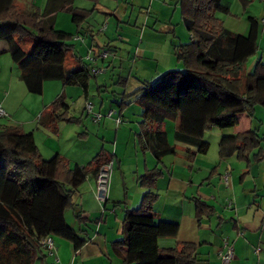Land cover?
<instances>
[{"label": "trees", "instance_id": "trees-1", "mask_svg": "<svg viewBox=\"0 0 264 264\" xmlns=\"http://www.w3.org/2000/svg\"><path fill=\"white\" fill-rule=\"evenodd\" d=\"M89 1L94 4L91 10L76 7V0H47L43 10H20L18 0H0V40L7 42V52L19 66L20 79L30 94L42 95L46 82H61L65 87H80L88 95L95 76L93 68L68 45L73 36L56 30L55 25L60 12L71 14L79 30L89 25L95 11L113 14L104 11L102 0ZM177 5L191 34V42L174 45L176 60L185 70L169 71L156 82L142 81L135 92L142 110L137 140L142 151L152 152L157 165L138 178L147 191L138 209L125 212L124 238L113 244L124 264H158L162 259L198 264L194 243H181L168 250L158 245L161 238H176L180 230L178 223L158 221L153 209L158 199L154 190L163 176L160 166L165 157L177 152L169 142L165 122L178 119L174 139L187 147L191 160L209 153L207 130L235 128L242 114L255 121L257 108L264 109V63L260 59L248 71L249 60L259 49V21L249 17L248 34L241 35L228 30L218 16L230 14V6L223 0H177ZM27 39L33 40L30 53L22 46ZM80 121L72 116L62 94L45 108L39 126L57 133L60 123ZM219 156H236L246 163L252 158L264 161V136L257 128L223 136ZM111 161L114 159L104 152L86 166H71L59 154L46 160L32 132L16 125H0V264H47L50 255L41 244L47 237L67 240L77 250L82 248L86 238L68 224L66 215L73 212L79 225L88 223L74 198L87 176H97ZM207 208L196 200L199 217Z\"/></svg>", "mask_w": 264, "mask_h": 264}, {"label": "crops", "instance_id": "crops-1", "mask_svg": "<svg viewBox=\"0 0 264 264\" xmlns=\"http://www.w3.org/2000/svg\"><path fill=\"white\" fill-rule=\"evenodd\" d=\"M126 12L127 9L125 8L124 16ZM263 19L264 14L260 19H257L262 28L259 39L260 50H263L264 47ZM146 24H149V20ZM224 24L228 30L233 32L226 21ZM84 26L87 34H79L78 37L84 39L86 49L94 55V63L97 62L95 67L114 68L115 65L120 63L122 71L124 59H119L116 51H112V57L110 55L108 59H103L101 55L104 51L111 53V45L103 43L100 38L95 36L91 24ZM243 27L241 35H247L249 25ZM169 32H171L170 29ZM90 33L92 34L90 35ZM90 36L92 44L85 41ZM77 43H81V40H78ZM142 45L141 43L139 48L129 53L128 61H135V59L141 61L160 59L162 61V57H164L165 64L171 68L173 66L177 67L178 61L174 59L173 41L169 37L164 40L162 49L151 48L149 41L144 48H142ZM72 46L74 47V54L81 57L86 64L93 68L92 64L87 63V60H85V57H87L85 56L86 49L78 50L79 45ZM7 51V42L0 40V54L8 53ZM110 58L114 60L109 62ZM260 59L264 63L263 53L261 55L256 53L255 56L250 58L252 63L248 65V71L252 70L255 63ZM155 69L157 72L154 78L161 75L158 70V61ZM54 86L56 90L57 85ZM63 87L65 89H63V92L62 90L60 93L58 92V95H65L68 103L67 88L70 87L64 85ZM45 88L46 85L44 84L43 92H45ZM80 89L83 91L82 88ZM10 94L11 92H7L1 102V107L6 111H11L8 106ZM88 102L89 97L87 95L81 116L78 118L81 121L74 124V126L76 128L85 127L88 132L89 127L95 125L105 143L107 140L114 141L109 149L103 144V148L100 150V152H104L114 159V171L108 200L104 204L98 202L96 198V175L93 173L88 175L74 198L78 211L82 213L83 218L88 223L79 225L75 221L73 212H68L66 215L68 224L74 227L77 232H82L81 235L86 238L87 242L77 250L71 242L55 238L56 258L49 256L47 264H124L121 257L113 250V244L124 238L123 222L125 212L128 209H138L147 191L140 186L138 178L157 165L152 152L149 150L142 151L137 140L139 125L142 122V110L137 103V98L135 105L128 104L125 97L117 107L112 106L110 103L106 105L105 102H102L99 108L94 105L93 112L102 115L99 122H95L87 114L86 104ZM51 104L52 101L44 102L41 108L36 109L34 112L31 110L25 112L26 116L23 118L19 109L11 117L13 119L18 117L19 121L17 123H20L18 126L25 132L32 129L31 132L34 134L35 142L44 159H46V155L53 158L59 154L70 162L71 166H86L85 162L65 154L58 145L60 140L63 139L65 128H67L66 124L69 123H60L57 133L38 125L41 114ZM70 106L72 113V105ZM40 110L42 111L39 112ZM111 112L112 114L109 116ZM19 114L21 115L20 118ZM244 115L249 118L247 119V130L242 132L236 130L234 135L248 132L253 128L254 121L247 114L240 116L239 125ZM72 116L77 118L74 114ZM85 119L87 120L85 121L87 126L84 125ZM174 121H176L178 128V119ZM239 125L235 128H239ZM166 128H168L167 125ZM172 133V137H174L175 132ZM167 134L170 144L176 147L177 152L175 155L165 157L160 166L163 176L157 182L154 190L158 194V199L153 209L158 221L178 223L180 230L176 238H161L158 241L159 247L162 250H168L176 248L181 243H194L197 245L198 264H221L219 253L223 251V239L227 238L235 251V259L231 264H264V161L256 162L252 158L246 163L239 161L236 156L221 159L219 151L216 165L201 161L200 156L202 155L189 160L187 147L181 149L184 153H179L178 145L171 142L170 132H167ZM226 175L230 177L228 185L224 183L223 179ZM129 180L131 181L129 182ZM197 199L208 207L206 213H203L200 217L196 211ZM158 264L176 263L172 259H162Z\"/></svg>", "mask_w": 264, "mask_h": 264}, {"label": "rangeland", "instance_id": "rangeland-1", "mask_svg": "<svg viewBox=\"0 0 264 264\" xmlns=\"http://www.w3.org/2000/svg\"><path fill=\"white\" fill-rule=\"evenodd\" d=\"M223 2L229 4L230 14H218V16L224 22L226 21L233 32L238 34L243 32V26H248V17L260 19L264 14L263 0H223ZM46 4L47 0H18V8L20 10H25L29 7L43 10ZM75 6L91 10L94 4L89 0H76ZM101 6L105 8L104 11L107 9L113 14L108 16L105 12L101 13L95 11L89 18L88 23L92 25L95 36L100 38V41L111 45V57L112 51H116L118 58L124 59L122 71L120 63L115 65L114 68H104L102 66L95 67L97 62L94 63L95 57L92 52L86 49L87 46L82 39H79L81 43H77V37L80 36L79 34H87L85 32L86 28L83 26L81 30H79L73 24L71 14L60 12L57 16L55 25L56 30L73 36V38L68 41V45H79L78 50L82 48L86 49L85 56L87 57H85V60H87V63L92 64L95 73V76H93L90 81L88 103L98 108L102 102H105L106 105L110 103L112 106L117 107L125 97L128 104L135 105L137 98L135 92L142 86V81L156 82L165 73L172 70L184 72L185 66L183 63L177 62V67L173 66L171 68L165 64L164 57H162V61L160 59H156V61H141L139 59L128 61L129 53L139 48L141 43L143 44L142 48H144L145 44L147 45L149 41L151 48L162 49L166 37H169V39L173 41V46L191 42V34L183 23L180 6L177 5V0H102ZM125 8L127 12L124 16ZM147 20H149L148 25L146 24ZM169 29L171 32H169ZM85 41L92 44L91 36ZM22 46L27 53H30L33 47V40L27 39L22 43ZM262 53L264 55V47L263 50L259 48L257 51L258 55ZM174 59L176 60L175 56ZM113 60V58H110L109 62ZM157 61L159 64L158 70L161 75L154 78L157 72L155 69ZM251 63L252 61L250 60L248 65ZM0 70V107L2 105V98L7 92H11V97L8 101V106L11 108V111H6L2 107L8 114V117L0 118V125L18 126V124H20L17 123L19 121L18 117L16 119L11 117L14 116L16 110L20 109L19 111H21L20 114H22L23 118L26 116L27 111L29 112L31 110L34 112L36 109L41 108L44 102H54L61 90L63 92V89H65L61 82H46L45 92H43L42 95L30 94L20 79L21 70L19 66L12 61L9 53L0 54ZM98 70L102 72L104 70L106 71L105 73H96L95 71ZM54 85H57L56 90ZM67 91L69 98L68 103L72 105V114L80 118L85 105L86 95L80 88L76 87L67 88ZM41 111L42 110L39 112ZM20 114L19 118L21 116ZM247 119L249 118L244 115L237 129L220 130L219 128L213 127L207 130L205 140L210 143V151L207 156H200L202 159L201 161H207L210 165H216L218 162L219 144L222 137L234 135L236 130L237 132L247 130ZM85 121L87 120H84V125L87 126ZM166 125L168 128H166ZM66 127L63 139L58 143L59 147L65 154H69L71 158L85 162L86 165L97 156L103 148V144L109 149L114 142L113 140H107L105 143L102 135H99L95 125H91L88 132L85 127L76 128L74 124H66ZM176 128L177 123L174 120H168L164 124L165 131L170 132L171 137L173 134L172 132H175ZM253 128H259V134L264 136V109L262 107H258L256 110ZM31 130L32 129L28 132H31ZM171 142L178 145L179 153H184L181 149L185 148V145L177 143L174 137H172ZM51 158L52 157L46 155V160H50ZM130 181L131 180H129V182ZM70 221L72 222L71 218Z\"/></svg>", "mask_w": 264, "mask_h": 264}, {"label": "built area", "instance_id": "built-area-1", "mask_svg": "<svg viewBox=\"0 0 264 264\" xmlns=\"http://www.w3.org/2000/svg\"><path fill=\"white\" fill-rule=\"evenodd\" d=\"M262 24L264 25V19L262 20ZM77 39L78 40L82 39V41H84L82 37H78ZM110 55L111 53L109 51H104L101 56L103 59H108ZM93 72H94V69H93ZM95 72L104 73L105 70L103 72L100 70L95 71ZM86 111H87V114L90 115L95 122H99L102 119L101 114L93 112V105L91 103L86 104ZM111 114L112 112L109 114V116ZM7 116L8 114L6 113V111L2 107H0V118H6ZM113 171H114V161H111L109 163L104 164L100 168L96 176V198L100 204H104L108 200ZM229 178H230L229 175H226L223 178L224 183L226 185H228L229 183ZM41 244L47 250V252L49 253L51 257L56 258V247H55L54 238L52 237L44 238ZM222 247H223V251L219 253L221 264H231L233 260L235 259V251H234V248L229 244L227 238L223 239Z\"/></svg>", "mask_w": 264, "mask_h": 264}]
</instances>
